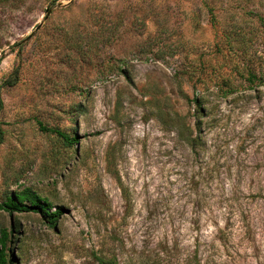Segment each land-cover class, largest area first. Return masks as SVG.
<instances>
[{
	"label": "rangeland",
	"instance_id": "obj_1",
	"mask_svg": "<svg viewBox=\"0 0 264 264\" xmlns=\"http://www.w3.org/2000/svg\"><path fill=\"white\" fill-rule=\"evenodd\" d=\"M23 188L60 213L0 209L9 264H264V0H0Z\"/></svg>",
	"mask_w": 264,
	"mask_h": 264
},
{
	"label": "trees",
	"instance_id": "obj_2",
	"mask_svg": "<svg viewBox=\"0 0 264 264\" xmlns=\"http://www.w3.org/2000/svg\"><path fill=\"white\" fill-rule=\"evenodd\" d=\"M252 75V74H251ZM253 76V75H252ZM193 102L197 106V108H200V100L198 97L193 98ZM42 129H45L41 125ZM48 130H54L57 135L61 136V138L67 143L72 144L75 142L74 136H69L63 132H61L58 129H48ZM191 141L190 139H187ZM52 207L51 203L47 201L44 198H40L38 195L33 193L32 191H29L26 188H23L20 191L13 192L11 195L5 198L2 202H0V209H3L9 213L13 211L17 212H36L41 215L42 218L47 219L49 223H53L58 214L60 213V207H55L53 211H49V209ZM10 235L11 230L1 228L0 229V264H9L10 263V257L7 252V242L10 241ZM95 259L102 264H116L114 259L112 258H105L99 255H95Z\"/></svg>",
	"mask_w": 264,
	"mask_h": 264
}]
</instances>
